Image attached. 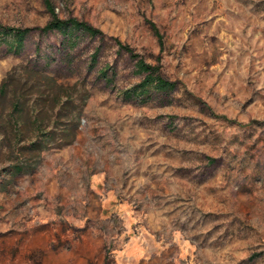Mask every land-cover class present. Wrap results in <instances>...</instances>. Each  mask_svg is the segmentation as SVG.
Here are the masks:
<instances>
[{
  "label": "rangeland",
  "instance_id": "obj_1",
  "mask_svg": "<svg viewBox=\"0 0 264 264\" xmlns=\"http://www.w3.org/2000/svg\"><path fill=\"white\" fill-rule=\"evenodd\" d=\"M50 1L105 38L67 49L45 0H0L32 28L0 42L3 113L20 99L58 134L31 157L30 127L9 146L0 126V264H264V0ZM117 40L175 90L125 99L144 74Z\"/></svg>",
  "mask_w": 264,
  "mask_h": 264
},
{
  "label": "trees",
  "instance_id": "obj_2",
  "mask_svg": "<svg viewBox=\"0 0 264 264\" xmlns=\"http://www.w3.org/2000/svg\"><path fill=\"white\" fill-rule=\"evenodd\" d=\"M45 2L52 14V19L42 27V30L44 32L57 30L62 33L65 48L74 50L85 38H105V34L101 29L76 17L61 18L56 12L51 1L45 0ZM31 30V27L22 28L5 25L0 22V42H2L3 39H6L4 42H6L8 50L19 52L25 46V40ZM9 37H11V40H8ZM116 42L121 49L126 50L136 59V71L140 74H144V78L140 83L123 91V96L125 99H139L141 101H147L151 99L154 94H167L175 90L176 84L164 78L156 66L146 62L143 58L136 54L130 46L123 44L119 40ZM99 53L100 48L96 49L93 55L94 64L97 62L96 60L98 59ZM100 74L105 77V80L108 84L114 85V78L109 77L108 67L102 68ZM7 90L8 85L6 82L2 83L0 87V97L5 95ZM61 94L62 93L57 92L52 97V100H54V105H52V108L55 109L56 106L60 104V102L62 103ZM2 103L3 101L0 99V126L3 128V130L7 125H10V127L13 126L14 129L13 131L5 129L3 131L4 140L1 142H7L9 146H12V136L13 138L16 137L18 141L21 139L25 140V137L19 136L22 133L19 126L27 125L30 127V137L27 138L28 141L25 143L26 145L24 148H20L21 153L24 154V151H26L25 153L27 155L35 157L40 155L43 150L50 147L49 142L56 139L58 134L52 132L47 133L43 131L42 126L46 115L41 110L36 111L33 114L25 113V104H23L19 99L13 103L15 109L10 114L5 115L3 113L4 109L2 107ZM67 103L68 101H64L62 104L65 105ZM18 110H20V112L16 113ZM47 116H50V114L48 113ZM71 118L76 121L75 125L72 126L71 129H69L68 126H65L64 129L61 130L62 136H70L67 140L69 143L76 139V130L80 115L74 114L71 116ZM12 166L11 173L13 174H19L25 171V167L22 162L14 163Z\"/></svg>",
  "mask_w": 264,
  "mask_h": 264
}]
</instances>
